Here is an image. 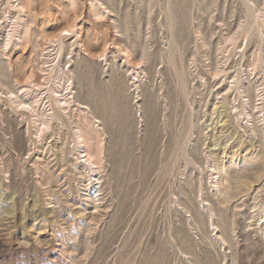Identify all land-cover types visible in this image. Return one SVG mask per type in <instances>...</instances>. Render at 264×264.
<instances>
[{
	"label": "rangeland",
	"instance_id": "1",
	"mask_svg": "<svg viewBox=\"0 0 264 264\" xmlns=\"http://www.w3.org/2000/svg\"><path fill=\"white\" fill-rule=\"evenodd\" d=\"M0 264H264V0H0Z\"/></svg>",
	"mask_w": 264,
	"mask_h": 264
},
{
	"label": "bare ground",
	"instance_id": "2",
	"mask_svg": "<svg viewBox=\"0 0 264 264\" xmlns=\"http://www.w3.org/2000/svg\"><path fill=\"white\" fill-rule=\"evenodd\" d=\"M32 110V109H31ZM84 158H85V162L90 166V165H92V163H91V161H90V159H91V157L90 158H88V155H85V156H83ZM93 166V165H92ZM91 167V166H90ZM92 168V167H91ZM88 169V168H87Z\"/></svg>",
	"mask_w": 264,
	"mask_h": 264
}]
</instances>
